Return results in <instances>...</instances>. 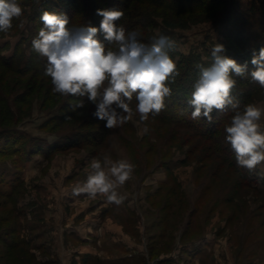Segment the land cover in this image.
<instances>
[{
    "label": "rangeland",
    "instance_id": "rangeland-1",
    "mask_svg": "<svg viewBox=\"0 0 264 264\" xmlns=\"http://www.w3.org/2000/svg\"><path fill=\"white\" fill-rule=\"evenodd\" d=\"M98 1L78 0L85 7L90 3L93 12L119 3ZM219 1L223 4L207 13L146 10L145 35L171 36L177 49L170 55L178 68L191 60L209 66L212 47L222 43L226 55L248 62L251 70L252 51L264 46V18L257 9L264 0ZM17 2L23 15L8 33H0L5 57L28 56L42 12L65 10L59 0ZM4 70L0 67V73ZM186 76L192 80L183 87L187 101L199 71ZM27 79L5 75V83L19 80L15 91L25 88L34 96ZM234 79L232 95L241 107H264V90L250 76ZM178 101L170 99L167 111L189 115L187 102ZM76 102L60 97L51 110H39L34 98L29 116L0 134V264H264V164L254 172L241 168L242 177L181 122L150 118L149 131L142 134L145 124L134 114L124 125L107 129L92 116L94 105L85 100L78 115L69 107ZM226 111L222 132L233 112ZM224 115L219 112L215 120ZM106 155L136 165L132 180L120 189L128 199L119 210L101 196L71 195L85 180L91 159Z\"/></svg>",
    "mask_w": 264,
    "mask_h": 264
},
{
    "label": "clouds",
    "instance_id": "clouds-1",
    "mask_svg": "<svg viewBox=\"0 0 264 264\" xmlns=\"http://www.w3.org/2000/svg\"><path fill=\"white\" fill-rule=\"evenodd\" d=\"M96 14L102 17L99 27L71 25L66 13L43 11L39 17L42 27L31 41L32 51L46 60L42 75L50 79L52 94L77 98L69 106L73 112L84 108L87 100L95 108L92 116L103 121L107 129L122 126L138 114L139 122L145 124L142 134H146V122L166 109L173 96L170 85L180 76L170 55L177 43L165 34L144 42L138 30L128 31L117 24L124 16L117 8L97 9ZM22 15L17 0H0V33H8L14 19ZM226 51L224 44L216 43L211 49V64L197 66L199 77L187 104L193 109L191 119L203 118L208 123L213 122L214 111L231 107L234 115L224 125L225 143L234 153L236 165L254 172L264 164V107L254 103L241 107L232 92L237 84L234 77L249 76L264 90V46L252 51L251 70L248 62L240 64ZM133 98L135 109L131 107ZM54 139L49 138L50 142ZM135 168L129 159L93 157L85 180L72 188L71 195L101 196L119 210L128 199L120 189L132 180Z\"/></svg>",
    "mask_w": 264,
    "mask_h": 264
},
{
    "label": "trees",
    "instance_id": "trees-1",
    "mask_svg": "<svg viewBox=\"0 0 264 264\" xmlns=\"http://www.w3.org/2000/svg\"><path fill=\"white\" fill-rule=\"evenodd\" d=\"M92 1L95 4L99 2L98 0ZM194 1V4L188 5L189 0H116V2H119L117 4L118 8H120L119 10L124 12L123 18L117 21V24L123 25L128 31L138 30L142 37L144 36V38L141 39L144 42H150L151 38L146 37L145 31L143 29V26H147L149 24L147 23L149 14H146V10L163 9L172 14H183L184 12L191 10L196 13H207L223 4V2L219 0H211L209 2L204 0ZM59 2L65 9L64 13L68 15L71 25L80 26L91 24V26L97 25L99 27V22L102 17L98 16L96 12H93L90 3L89 5L86 4L87 6L85 7L83 4L81 5L78 0H59ZM117 5L114 6L111 2L108 4L106 3V7H109V9L113 7L116 8ZM257 9L261 14V17L264 18V1L257 5ZM69 11H72L73 13L70 14ZM143 15L144 17L142 18ZM99 38L103 41V37ZM103 42L107 46V42ZM108 46L115 48V45ZM45 63L46 60L44 58L32 51H29V54L26 57L21 53L10 57L0 55V67L5 68V70L0 73V134L8 132L12 124H16L29 116L31 111V101L34 98L38 104L39 110L43 108H50L51 110L53 106H57V102L60 100L61 96L58 94H52L50 79L42 75ZM197 66L198 64L191 60L186 61L178 68L180 71V76L176 78V82L174 84L170 85L173 90V96L171 99L174 98L176 101L180 100L182 102L187 98V91L183 89V87L185 83H190L192 80L190 77L186 76V71L198 72L199 68ZM203 66L206 67V65ZM11 74L17 76H28V79H31L33 83L32 89H30L29 93H34V96H29L26 91L27 89L22 91L25 88L19 92L15 91L17 85L19 84V80L16 82L14 81V83L10 81L9 83H5V75L6 77H9L12 76ZM28 79L25 80V85L28 83ZM168 101L169 102H166V109L162 111L157 117H155V119L181 122L185 124V127L193 129L196 131V134L199 137L203 138V140H206L207 142H210L208 143L209 146L206 149L213 148L214 152L219 154V159L222 162H225V164L233 168L235 171L241 173V176L243 177L244 175L242 174H244V172L236 165L235 157H232L233 152L230 146L225 142H223L222 145L220 144V137L222 136L221 133L224 132L220 130L219 126L229 119V117H225L227 114L226 109L223 111L225 115L218 120H215V118L218 116L219 112L214 111L213 117L215 121L213 120V122L210 123L211 125H206L207 121L203 118L197 120L191 119L190 113L193 110L191 108V110L188 109L189 115H183L180 112L174 110L168 112L167 110L170 108L168 107L170 100ZM133 102L136 103L135 98H133ZM183 102L187 101L184 100ZM45 103L46 105H44ZM62 105L64 108L66 103H62ZM185 109L187 110L186 106ZM50 110H48L47 113H50ZM232 115H234V111L232 112ZM52 117H54L56 120L59 117L61 118V116L57 114H53ZM64 117H66V114H64ZM248 184H250V181H248Z\"/></svg>",
    "mask_w": 264,
    "mask_h": 264
}]
</instances>
